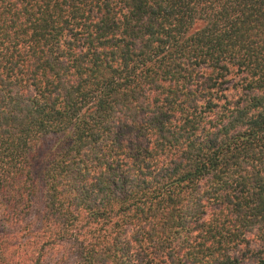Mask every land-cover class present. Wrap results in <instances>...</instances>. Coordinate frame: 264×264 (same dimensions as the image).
<instances>
[{"label":"trees","instance_id":"1","mask_svg":"<svg viewBox=\"0 0 264 264\" xmlns=\"http://www.w3.org/2000/svg\"><path fill=\"white\" fill-rule=\"evenodd\" d=\"M0 212V264H264V0H0Z\"/></svg>","mask_w":264,"mask_h":264},{"label":"rangeland","instance_id":"2","mask_svg":"<svg viewBox=\"0 0 264 264\" xmlns=\"http://www.w3.org/2000/svg\"><path fill=\"white\" fill-rule=\"evenodd\" d=\"M59 139V136L49 135L42 139L39 156L34 164V175L35 179V193H34V203L30 213V218L37 222L41 215L43 214V199H42V190H43V180H42V173L43 169L46 164V159L50 149L55 144V142ZM3 216L0 212V240L3 241V235L8 234V230H11L7 227V225L3 222ZM37 225V223H35ZM20 233H12V237L19 239ZM12 237L8 238L6 242H12ZM5 240V239H4ZM7 240V239H6ZM14 246V245H13ZM243 264H253L251 261H246Z\"/></svg>","mask_w":264,"mask_h":264}]
</instances>
